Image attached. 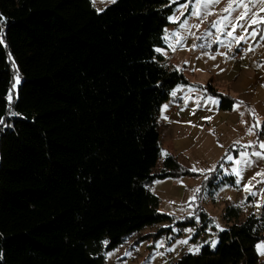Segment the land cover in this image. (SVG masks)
<instances>
[{"label": "trees", "instance_id": "1", "mask_svg": "<svg viewBox=\"0 0 264 264\" xmlns=\"http://www.w3.org/2000/svg\"><path fill=\"white\" fill-rule=\"evenodd\" d=\"M185 2L115 0L98 11L91 0H0V264H106L109 250L164 221L174 227L154 236L206 234L209 214L162 212L150 188L196 175L175 153L159 166V111L189 84L159 49ZM202 88L232 110L231 94ZM235 146L211 186H237L228 168L249 147ZM242 214L228 203L218 246L171 264H262L264 214Z\"/></svg>", "mask_w": 264, "mask_h": 264}, {"label": "rangeland", "instance_id": "2", "mask_svg": "<svg viewBox=\"0 0 264 264\" xmlns=\"http://www.w3.org/2000/svg\"><path fill=\"white\" fill-rule=\"evenodd\" d=\"M111 3L112 2H110V0H96L94 6L97 10L102 11ZM182 4L183 3L178 5V11L172 15L171 21H178V19H180L185 13L184 11H187L189 6L192 7L195 4V1L191 3V0H187V2L184 3L187 5L186 7H183ZM183 26H185V28H181L182 34L177 33L176 37L181 38L183 37V33L188 31L187 26H189V24L187 26ZM190 39L192 41L193 38L190 37ZM195 40L196 39L194 38L193 41ZM172 43L173 40H170L171 47L174 46ZM188 48H192V46L188 45ZM188 48L185 47L183 49L187 51ZM162 51V53H164L166 57L169 58L173 66H176L182 70L188 79L193 80L196 75H198V77L201 79V82L207 84L210 82L219 91L232 92L233 89H237V81L233 82L232 84L227 82L224 79V73H222V71H220L218 68L214 70L212 78L210 72H208L207 76L205 77L200 72H198L196 68H194V64L192 65V62L187 63L186 65H180L177 63L174 57L171 56L170 53L172 52L165 49ZM239 58L240 55H236L235 60L231 55L222 56L220 58L215 57L213 64H232L225 77L226 79H234L239 72V65L237 64L239 63ZM189 59H191L190 56ZM245 59L246 61L249 60V58ZM234 63L237 65L234 66ZM253 70H259V67H253ZM262 76L264 77V71L257 73V80H259ZM210 79H212V81H209ZM181 85L183 86V90H189L190 88L186 84ZM191 86L196 87V85ZM205 86L198 85L197 87L202 88ZM250 86H246V89L241 90L239 85L238 89L243 93L242 98H251L253 96L252 89L249 88ZM205 90L207 91L206 88L204 91ZM172 91L170 94H172ZM195 91L199 90L195 89ZM206 91L203 92V94L217 97L208 94ZM257 92L258 103L264 94V81H262L261 85L258 86ZM230 94L236 98V104L238 93ZM181 98L184 99L185 95H182ZM177 104L179 105V102H177ZM180 105L182 111L190 108L192 111L188 110L189 113L185 115L188 116L189 119L191 118L194 122L201 125L197 130L195 129L194 131L192 130L193 125L190 123L184 124L180 127L182 130L181 134H189L190 136V143L188 147L182 151H178V149L175 150L176 148H174V136L177 135L178 132L177 125L172 122H168V127L162 128L160 125L161 144L163 145V149L159 158V166L162 164L163 158L165 157L164 153L168 154L172 152L177 155V160H179L178 162H180L188 170L195 173L196 175H184L180 177L178 176L177 178L157 180L150 185V188L160 196V209L162 212L174 215L178 218H184L185 216L197 215L198 212L202 210L205 211L207 215L209 214L208 216L211 217L212 224L209 226V228H207L208 230H206V234L200 235L196 238H194L195 230L191 227L186 229V231L181 236L176 238L173 236V233L169 235L170 232L161 236H154V234L157 233L162 227H174L173 223L170 221H164L145 227L140 230V232L134 233L118 247L109 250L106 253V264H171V262L176 260L178 257H182V254L191 252L189 251L190 248L199 247L200 251L201 247L207 243H210L212 246L213 241L216 242V248L220 242L219 233L221 232V229L226 230V228L229 226L228 222L225 220L228 203L238 205L243 209V214L240 217L241 221L254 212L255 206H260L262 203L260 194L264 192V188H261L264 182V176L262 179V184L258 183L253 185L248 182L247 180L251 173L249 172L250 175L246 173L247 168L244 162L246 159L239 161L238 165L240 168H238V170L239 172L241 171V176L238 177L240 181H236L238 182L237 186H233L230 183L221 184L219 186H211V173L214 172L219 164L223 163V159L228 161L229 157L232 158V147L237 148L235 146L237 144L235 143L246 144L245 136L240 127L237 125L236 121L232 122V120H230L232 116L231 111H225L221 109H207L210 107L206 106L203 115L204 117H211V119L208 120L204 119V117L200 115L202 108L195 107L194 103L192 102V97H187ZM165 106L167 105L162 107V113H164ZM234 107L235 105L233 108ZM257 108L262 109V105H257ZM200 109L201 111H199ZM240 109H242V107H240ZM172 128L175 131H171ZM193 168H195L196 171H192ZM231 170L232 169L228 168V171L233 173ZM242 172L244 174V180H242ZM259 188L261 189L259 190ZM253 193H255V195H253ZM147 234L153 235L144 239H139L140 236ZM185 240L188 242L187 244L180 243L181 241ZM261 244H264L263 240H260L257 243V245ZM257 252L259 254L260 262L264 264V255H260L258 250Z\"/></svg>", "mask_w": 264, "mask_h": 264}, {"label": "crops", "instance_id": "3", "mask_svg": "<svg viewBox=\"0 0 264 264\" xmlns=\"http://www.w3.org/2000/svg\"><path fill=\"white\" fill-rule=\"evenodd\" d=\"M194 1L195 4L192 7L189 6L190 8L188 7L187 11H184L185 13L180 19H178V21H172L177 24H174L166 29L167 47L160 48L159 50L161 53L163 52V49L172 52L170 53L171 56H173L180 65H186L187 63L192 62V65L194 64V68H196L198 72L205 77L208 72H210L212 78L214 70L218 68L222 71V73H224L223 76L227 82L232 84L237 81L236 90L233 89L232 92L226 91L224 93H238L237 102H243V104L239 106L238 110H235V107L232 110H229L232 113L230 120H232V122L236 121L246 139V144L243 143L244 147L249 148H247L248 150L241 151L238 156L232 160L229 168L232 169L231 171H233L236 181H240L236 175V172L239 171L238 168H240L238 164L240 160L246 159L244 160L247 168L246 173H251V175L249 174L251 180L249 177L247 181L253 185L258 183L262 184L263 176L259 174L264 173V158L256 156L255 153L259 152L262 156H264V148L261 147V144L264 143V139L260 136L261 130L264 128V94L260 102L257 103V88L261 85L262 81H264V77L262 76L259 80L256 78L257 73L264 71V24L253 25L251 24L250 19L241 21L239 17L245 11L242 5L248 6V9L250 10V18L264 17V12L260 11L261 8H264V5L260 4L259 0H239V2L233 3L234 11L224 12L223 10L228 6L230 0H220V3L218 4H206L205 0H191V3ZM182 5L185 7L184 3ZM197 9L200 12L199 16L193 15ZM224 17H227V20L223 23H218ZM188 24L189 26H187ZM182 25H186L188 31L183 33V37L178 38L176 37V34H182L181 28H185V26ZM239 25H245V27H240ZM229 33H231V35H229ZM252 33H256V35H252ZM190 37L193 39L195 38L196 40L193 41L192 39L191 41ZM238 37H244V39L240 40ZM170 40H173V47L170 46ZM188 45H191L192 48H188ZM185 47L188 48L187 51L183 49ZM227 55H231L234 60L236 55H240L238 60L239 63H237L239 65V72L234 79H226L225 77L232 64H213L214 59L212 57L220 58ZM164 56L166 57L165 54ZM189 56L191 59H189ZM245 58H249V60L246 61ZM167 59L169 60V58ZM237 64L234 63V66ZM253 67H259V70L255 71L253 70ZM209 81H212V79ZM186 85L190 87L189 90H183V86L181 84L173 89L169 99L162 105V107L167 105V108H165L164 113H162L161 107L158 114V122L162 128L168 127V122H172L177 125L178 132L177 135L174 136V148H176L175 150L178 149V151L184 150L190 143L189 134H181L182 130L180 127L184 124L190 123L193 125L192 130L194 131L201 125L194 122L191 118L189 119V117L185 115L188 114L189 111H192L190 108L182 111L180 104L184 102L187 97H192V102L196 108H198V104L201 105L200 107L202 108V112L200 115L203 117L206 106L210 107L207 109H221V101L219 98L205 95L203 94V92H205L204 89L197 87L198 85H207V83L201 82L198 75H196L193 80L189 79V84ZM191 85H196V87ZM239 85L241 90L246 89V86L251 85L249 88L252 89L253 98H242L243 93L238 89ZM195 89H198L199 91H195ZM173 93H175V95H173ZM182 95H185L184 99L181 98ZM209 97L219 100V104H211L208 100ZM177 102H179V105ZM236 104L234 105L236 106ZM257 105H262V109L257 108ZM240 107H242V109H240ZM253 109L255 110L254 114L251 111ZM199 111H201V109ZM241 112L244 113L243 117L240 115ZM164 117H167V119H164ZM205 118L206 116L204 119ZM257 119L260 121V128L255 129L253 133L250 134L249 128L256 123ZM171 131L175 130L172 128ZM250 147L253 148L251 149ZM254 177L255 179H253ZM242 180H244V174ZM261 188H264V182ZM261 188H259V190Z\"/></svg>", "mask_w": 264, "mask_h": 264}, {"label": "snow or ice", "instance_id": "4", "mask_svg": "<svg viewBox=\"0 0 264 264\" xmlns=\"http://www.w3.org/2000/svg\"><path fill=\"white\" fill-rule=\"evenodd\" d=\"M95 2H96V0H92L93 5H95ZM110 2L114 3L115 0H110ZM237 2H239V0H230V2L228 3V6H227L223 11H224V12H231V11H234L233 3H237ZM205 3H206V4H218V3H220V0H205ZM259 3L262 4V5H264V0H259ZM186 6H187V5H185V7H186ZM242 7L245 9V11H244V12L240 15V17H239V19H240L241 21H243V20H247V19H250V22H251V24H253V25H255V24H264V17L250 18V17H249V11H250V10L248 9V6H247V5H242ZM98 11H99V10H98ZM260 11H261V12H264V8H261ZM193 15H197V16H199V15H200L199 10L197 9V11L193 13ZM225 20H227V17L222 18V20H221L220 22H218V23H223ZM182 26H183V25H182ZM213 26H216V25H213ZM239 26H240V27H245V25H239ZM234 27H235V26H234ZM229 35H231V33H229ZM252 35H256V33H252ZM238 39L243 40L244 37H238ZM0 42H2V41H0ZM212 58L214 59L215 57H212ZM16 82H17V83L19 82V81H18V78H17V81H16ZM173 95H175V93H173ZM8 99L11 100V95H9ZM208 100H209V102H210L211 104H214V105H218V104H219V100H217V99H215V98H211V97H209ZM242 104H243L242 101H241V102H237V104H236V106H235V110H238L239 106L242 105ZM200 106H201V105H199V104L197 105V107H200ZM165 108H167V106H165ZM251 111H252L253 114L255 113V110H254V109L251 110ZM240 115L243 117L244 113L241 112ZM164 119H167V117H164ZM205 119L210 120L211 117H206ZM242 122H243V121H242ZM245 123H246V122H245ZM258 128H260V121L257 119V120H256V123H255L251 128H249V133L252 134L253 131H254L255 129H258ZM261 147L264 148V143L261 144ZM164 155H167V153H164ZM255 155L258 156V157H262V158H264V156H262V154L259 153V152L255 153ZM229 159H231V157H229ZM192 171H196V169L193 168ZM236 175L239 177L241 174H240L239 171H237V172H236ZM259 175L264 176V173H260ZM253 179H255V177H254ZM246 190H247V189H246ZM253 195H255V193H253ZM223 230H224V229H221V231H223ZM189 231H191V230H189ZM180 243H182V244H187L188 242L185 240V241H181ZM215 246H216V242L213 241V242H212V247L215 248ZM257 250L259 251L260 255H264V244L257 245ZM189 251L193 252V254H198V253H199V247H196V248H190Z\"/></svg>", "mask_w": 264, "mask_h": 264}, {"label": "built area", "instance_id": "5", "mask_svg": "<svg viewBox=\"0 0 264 264\" xmlns=\"http://www.w3.org/2000/svg\"><path fill=\"white\" fill-rule=\"evenodd\" d=\"M260 198H261L262 203H261L260 206H255V210L253 212L256 217H262L263 214H264V206H263V202H264V200H263L264 199V192H262L260 194Z\"/></svg>", "mask_w": 264, "mask_h": 264}]
</instances>
